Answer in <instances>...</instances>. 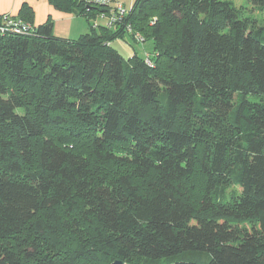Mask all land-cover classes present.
<instances>
[{
    "label": "trees",
    "instance_id": "trees-1",
    "mask_svg": "<svg viewBox=\"0 0 264 264\" xmlns=\"http://www.w3.org/2000/svg\"><path fill=\"white\" fill-rule=\"evenodd\" d=\"M49 2L90 32L0 34V264H264V0Z\"/></svg>",
    "mask_w": 264,
    "mask_h": 264
},
{
    "label": "crops",
    "instance_id": "crops-1",
    "mask_svg": "<svg viewBox=\"0 0 264 264\" xmlns=\"http://www.w3.org/2000/svg\"><path fill=\"white\" fill-rule=\"evenodd\" d=\"M93 2V0H85ZM127 10L134 0H117ZM130 7H127V4ZM29 8L30 21L34 27L44 24L48 20L52 23V33L57 38L73 40L89 32V22L76 13H66L55 9L49 0H0V17L5 14L18 17L22 7ZM149 51H145L148 54Z\"/></svg>",
    "mask_w": 264,
    "mask_h": 264
},
{
    "label": "built area",
    "instance_id": "built-area-1",
    "mask_svg": "<svg viewBox=\"0 0 264 264\" xmlns=\"http://www.w3.org/2000/svg\"><path fill=\"white\" fill-rule=\"evenodd\" d=\"M94 2L108 6L110 9L108 13L99 15L98 20L92 23L93 29L98 26V23H102L107 28L114 29L128 13V10L117 0H94ZM126 29L127 31H131L129 25H127ZM31 30L32 27L18 17L9 14L0 17V34L26 35ZM135 38L137 42L142 41V37L139 35H135ZM146 62L150 64L148 60Z\"/></svg>",
    "mask_w": 264,
    "mask_h": 264
},
{
    "label": "rangeland",
    "instance_id": "rangeland-1",
    "mask_svg": "<svg viewBox=\"0 0 264 264\" xmlns=\"http://www.w3.org/2000/svg\"><path fill=\"white\" fill-rule=\"evenodd\" d=\"M226 1L232 2L236 7H240V6L248 7L249 6L248 0H226ZM126 6L130 7L131 5L128 3ZM91 21H95V20H91ZM27 24L30 27L33 26L31 23H27ZM125 31L127 32L126 35H129L131 33V31H127V29H125ZM89 32H90V25H89ZM79 37H77L75 39H78ZM111 47L114 50H116L122 56V58L125 61L128 60L130 57H132L134 53L137 56L142 57V55L144 54L143 53L144 51H146V50L150 51L151 50V44L149 42L146 43L143 38H142V41L137 42L136 38H131V37L128 38L127 36H125L123 38L114 39L111 42ZM199 259L205 260L206 257L200 256Z\"/></svg>",
    "mask_w": 264,
    "mask_h": 264
},
{
    "label": "water",
    "instance_id": "water-1",
    "mask_svg": "<svg viewBox=\"0 0 264 264\" xmlns=\"http://www.w3.org/2000/svg\"><path fill=\"white\" fill-rule=\"evenodd\" d=\"M112 264H124L122 261L116 260Z\"/></svg>",
    "mask_w": 264,
    "mask_h": 264
}]
</instances>
